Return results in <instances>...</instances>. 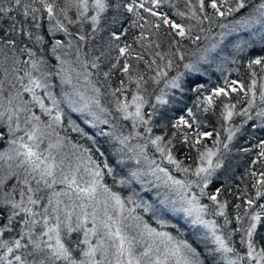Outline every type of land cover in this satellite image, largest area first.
I'll use <instances>...</instances> for the list:
<instances>
[{"label": "snow or ice", "instance_id": "6c2138e0", "mask_svg": "<svg viewBox=\"0 0 264 264\" xmlns=\"http://www.w3.org/2000/svg\"><path fill=\"white\" fill-rule=\"evenodd\" d=\"M179 3L0 0V264H264V138L237 149L250 184L234 221L220 200L234 141L264 130V54L247 56V81L225 74L264 53V0ZM105 62L109 84L121 73L114 110L91 79ZM62 105L79 122L65 125ZM217 110L220 130L206 131Z\"/></svg>", "mask_w": 264, "mask_h": 264}, {"label": "rangeland", "instance_id": "374dc122", "mask_svg": "<svg viewBox=\"0 0 264 264\" xmlns=\"http://www.w3.org/2000/svg\"><path fill=\"white\" fill-rule=\"evenodd\" d=\"M21 58H22V59H26L27 57L25 56V57H21ZM67 59H69V58L67 57ZM49 63H50V65L52 66V71L55 72V71L58 70V64H57V61L55 60L54 57H49ZM246 63H247V62H246ZM246 63H244L243 65H246ZM243 65H242V66L240 65V71H239V73L236 72V71H235V73L231 71L230 73H234V76H232V77L230 76V78H244V79H245L246 77H245V76L243 77L244 72H243V70H241V68L244 67ZM67 67H68V66L65 65V68H67ZM73 67H74V65H73ZM235 67H236V65H234V68H235ZM227 73H229V72H227ZM225 74H226V73H225ZM73 76H75L74 73H73ZM51 82H52V84L54 85V87H53L51 90H52L55 94H59L60 91H61V85H60V80H59V78H57V77H53ZM74 82H75V81H74ZM80 86H81V89L83 90V87H84V84H83V78H81V85H80ZM63 87L66 88V89L68 88L67 85H65V86H63ZM101 102H102V101H101ZM62 107H64V110H65V125L67 124V118H68L69 115L71 116L72 119L77 120V122H79V120H78V114H76V113H71V112L67 109V107L64 106V105H62ZM36 111L38 112L39 110L36 109ZM218 115H219V110H217V114H216L215 116H212L211 114H209V119H208V121H207V127L205 128L206 131H218L217 123L220 124V123L217 121V117H218ZM109 119H112V117H109ZM209 120L215 121L214 124L210 123ZM121 123L125 125V127H124V129H123V130L125 131V133H127L128 131L131 130V122H130V121H121ZM219 126H220V125H219ZM101 127L107 129L108 126H106V125H101ZM210 127H212V128L216 127V129H211ZM208 129H211V130H208ZM153 132H154L155 135H160V134H162V130H161L160 128H154ZM62 134H63V133H62ZM68 134H69V137H70L71 139H73V140H80V138H79L75 133L70 132V130H69V133H68ZM222 135H224V134L222 133ZM97 139L100 140L101 142L103 141V138H102V137H98ZM246 140H247V139H246ZM80 142H81V143H85V142L82 141V140H80ZM251 142H252V143H255L254 140H252ZM206 143H207L209 146H211V143H212L211 139L206 140ZM244 144H245V143H244ZM244 144H243V145H244ZM244 146H245V145H244ZM3 147H7V143H6V141L3 143ZM177 149H178V150H177L176 153H175L176 156H177V158L180 159V160H183V161L185 162V165L192 164V159H190V158H188V157H189V156L194 157V156L196 155L195 150L193 149V150H191V152H190L189 149H188L187 147L180 148L179 145H177ZM235 151H237V150H235ZM149 153H150V157H151V158L156 159L158 163L160 162V161H159V154H158V153L153 155V152H152L151 149H149ZM236 154H238V155L240 156V160H241V158H242V161H241L239 167H235V168H234V172L237 171V170H241V171H240V172H235V175L232 177V181L230 182L231 192H225L224 194H222V195L220 196V200H222V201H223V200H228V201L233 202V203L230 205V207L228 208V210H227L228 213H229L230 218H233V221H234V216H235V208H234V204H235V203H241L240 200L235 199V196L238 195L239 192H241V191L244 189L246 183H247V184H250V181H249V179H248L247 177H244L243 180L238 179V177H240V176L243 174L245 167H247L248 160H249L251 157H247L245 154L242 156L241 154H243V153H239L238 151H237ZM193 166H194V165H193ZM169 167H171V166H169ZM174 174H176L178 178H181V174H179V173H174ZM108 182L111 183L110 180H109ZM219 183H220V182H217V184H219ZM138 187H139V186H137V188H138ZM114 190H118V189H114ZM250 194H251V193H250ZM121 195H122V196H127V195H128V192H127V191H123V192L121 193ZM204 202H205V203H209V204L211 203L210 201H207L206 199H205ZM131 206H132V205H128V207H131ZM138 211H139V210H138ZM242 214H243V208L241 209V215H242ZM206 219H209V220H216L219 224H223V218H222V217H217V216L209 215V216L206 217ZM231 243H233L235 246H237V247L239 248L240 236H239L238 234L235 235L234 238H233V241H232Z\"/></svg>", "mask_w": 264, "mask_h": 264}, {"label": "trees", "instance_id": "16d2710c", "mask_svg": "<svg viewBox=\"0 0 264 264\" xmlns=\"http://www.w3.org/2000/svg\"><path fill=\"white\" fill-rule=\"evenodd\" d=\"M176 2L178 3V6L179 7H183V5L182 4H180L179 3V0H176ZM254 2H258V0H254ZM47 22L45 21V24H46ZM135 31V30H134ZM220 30L218 29V28H214L213 29V32L215 33V32H219ZM129 42H131V41H129ZM97 45H99V41H97ZM258 49H259V45H257V50L256 51H249L248 53H243L242 55H244L246 58L243 60V61H241V66L244 64V63H246L247 62V56L248 55H251L253 58L256 56V55H259V54H264V53H260L259 51H258ZM137 50H139V49H137ZM93 51H94V54L95 55H99V52H95V49H93ZM116 55V53L115 52H113L112 53V56L114 57ZM69 59H74V57H68ZM89 59H91V57H89ZM110 65L107 63V62H105V63H103L102 64V71H101V73H100V75L99 76H97L96 74H95V70L94 69H90L94 74H93V76L91 77V79L93 80V81H98V83H97V87H100L101 88V92H102V95H101V101H102V103L105 105V106H107V107H110V108H113V110H114V101H113V99H112V96H111V90L113 89V88H115V87H118L119 86V84H120V78H121V73H119V72H114L113 73V75L110 77V81H111V83L109 84V82L108 81H105V79H104V77H103V71H107V69H108V67H109ZM244 66V65H243ZM74 67H76L75 65H74ZM233 68H234V65L232 66ZM79 70V69H78ZM241 70H243V72H244V74H243V77L245 76L246 78H245V80L247 81V79H248V77H247V75H246V67H243V68H241ZM232 72H234L235 73V71H232ZM234 73H227L226 72V74L227 75H230L231 77L232 76H234ZM75 74V73H74ZM219 76V73H214L213 74V76H212V83H216L217 82V77ZM191 95V94H190ZM195 100V96L194 95H192V98L191 99H186V103H187V105L188 106H192V104H193V101ZM240 119L241 118H239V117H236V118H234V120H235V122L238 124L239 122H240ZM210 121V123H212V124H214V122L215 121H212V120H209ZM220 124H218L217 123V127H218V131L220 130V126H219ZM211 129H216V127H214V128H212V127H210ZM211 129H208V130H211ZM248 136H252L253 137V139L252 140H254V142H256L255 141V137H261V138H264V130H253L251 127H248L247 128V132L245 133V134H243V135H240L239 137H238V142L237 141H234V143H236L237 144V147H235V148H233V150H232V153H233V157H234V159H233V161H232V163H233V165H234V168H235V166L236 165H238V167H239V165H240V163H241V161H242V158H241V160H240V156L238 155V154H236L237 153V151H235V150H237L238 149V147H240V146H244L245 144V141H246V139H248ZM244 144V145H243ZM242 156L244 155V154H241ZM241 170H237V171H235V172H240Z\"/></svg>", "mask_w": 264, "mask_h": 264}]
</instances>
